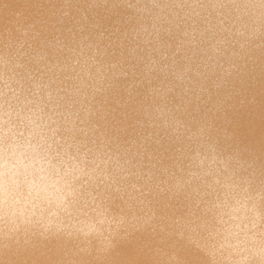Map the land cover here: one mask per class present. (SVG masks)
Masks as SVG:
<instances>
[{
  "label": "clouds",
  "instance_id": "clouds-1",
  "mask_svg": "<svg viewBox=\"0 0 264 264\" xmlns=\"http://www.w3.org/2000/svg\"><path fill=\"white\" fill-rule=\"evenodd\" d=\"M105 5L123 10L111 30L124 28L129 57L146 74L159 71L185 86L215 69L230 45L245 48L264 38V0H91L88 7ZM81 16L87 20L86 13ZM169 38L176 41L175 51ZM91 67L73 55L53 63L23 43L0 52V241L35 230L42 238L64 233L111 246L115 234L106 219L97 218L88 230L64 220L78 203H95L94 197L82 198L89 182L110 186L126 178L119 169L97 173L107 162L88 159L95 151L86 139L94 115L91 94L104 81ZM111 67L114 75H127L124 67ZM233 67L244 73L243 66ZM195 159L201 171L176 186L199 184L190 193L187 243L203 253L205 264H264V209L251 181L239 175L246 171L243 164L233 169L232 157L215 152ZM178 236L185 240L183 232Z\"/></svg>",
  "mask_w": 264,
  "mask_h": 264
},
{
  "label": "rangeland",
  "instance_id": "rangeland-1",
  "mask_svg": "<svg viewBox=\"0 0 264 264\" xmlns=\"http://www.w3.org/2000/svg\"><path fill=\"white\" fill-rule=\"evenodd\" d=\"M42 1L52 6L57 22L49 30L43 27L35 31H22L18 28L14 32L0 29V52L23 43L25 49L31 47L38 53L47 50L52 55L46 56L53 63L62 61L68 55H73V59H80L81 63L88 60L92 65V75L96 78L104 77L103 83L98 85L101 90L91 94L90 103L94 115L90 123L92 130L86 139L89 147H93L95 151L89 154L88 159L107 162L100 163L97 173L107 168L108 172L119 169L118 175H126L125 179L115 183L109 181L110 186L100 184L99 181L96 184L89 182L82 189V198L91 202L95 197V203H90L87 207L78 203L71 215L64 217L66 223L78 225L83 220H94L102 215L109 222L108 227L112 232L124 231L127 220L122 219L118 211L111 210L113 203L129 202L126 215L136 216L139 220L152 215L147 201L156 196H168L174 206L183 209L184 216L191 218L194 198L190 193L199 184L194 182L185 185L182 190H177L176 186L178 182L184 184L190 178V173L201 171L195 159L197 153L200 157L210 158L213 152L224 158L232 157L230 167L233 169L243 164L246 171L239 175L248 177L251 181V191L259 195L260 207L264 209V171L261 167L239 160V154L226 144L229 138L218 132L215 123L206 125L193 120L190 125H184L176 121L178 117L193 115L200 119L203 112L214 114L231 110L234 106L229 105V101L219 104L213 100L225 89L232 94L236 93L234 90L238 83L233 82L234 77L242 76L248 82L255 80L259 62L264 59V38L245 48L230 45L215 69L202 71V75L194 78L193 83L185 86L179 84L172 75L165 76L159 71L146 74L143 64L129 57L123 38L124 28L120 31L111 30L117 17L123 14L122 9L110 10L106 5L89 8L91 0ZM65 10L69 13L67 17L63 16ZM82 12L86 13L87 20L82 19ZM97 25L101 27L98 28ZM66 27L63 36L60 32ZM101 31L104 32L102 38L99 35ZM168 42L171 50L175 51L176 41L169 38ZM68 49H75V54L69 53ZM230 54L232 58L228 59ZM176 59L179 60L180 57L177 56ZM114 64L124 67L127 75H114L117 71L111 67ZM233 66H243L244 73ZM107 93L117 94L120 96L119 101L105 99ZM140 98L141 106L131 112L132 117L139 120H131L132 123L125 131L118 133L115 114L124 112ZM187 101L191 106L187 105ZM108 104L115 106L114 114L110 112ZM212 142L218 147H214ZM150 221L156 222L155 214L150 217ZM181 222L178 217L173 221V226L178 228L182 225ZM152 225L148 223L149 229ZM184 231L190 233L188 229ZM32 233H36L35 230ZM61 235L68 236L64 233ZM88 238L91 243L98 241L93 237Z\"/></svg>",
  "mask_w": 264,
  "mask_h": 264
},
{
  "label": "bare ground",
  "instance_id": "bare-ground-1",
  "mask_svg": "<svg viewBox=\"0 0 264 264\" xmlns=\"http://www.w3.org/2000/svg\"><path fill=\"white\" fill-rule=\"evenodd\" d=\"M56 22L52 6L42 0H0V29L14 32L18 28L22 31H35L43 27L49 30ZM66 29L60 32L63 36ZM40 54L51 53L46 50ZM229 58H232L231 54ZM255 75V80L251 82L245 81L242 76L234 77L233 82L238 83L234 90L236 93L232 94L225 89L213 100L214 103L229 101V105L234 106L231 110L214 114L203 112L201 120L192 115L187 118L178 117L176 121L184 125H190L193 120L206 125L215 123L218 132L229 138L226 144L239 154V160L261 167L264 171V59L260 60ZM105 99L119 101L120 96L107 93ZM141 102L140 98L124 112L115 114L118 133L125 131L132 123L131 120H139L132 117L131 112L139 108ZM107 107L114 114L115 106L108 104ZM212 144L218 147L214 142ZM147 203L152 209V215L156 216V222L150 221L152 215L139 220L136 216H127L129 202L113 203L111 210L118 211V215L127 220V225L126 230L113 232L115 235L111 238L110 247L103 243L97 244L99 241L91 243L90 238L79 235L68 237L61 233L42 238L38 233L29 232L18 234L12 240L0 241V264H205L207 258L203 253L195 249L194 244L190 246L187 243L190 233L184 230L188 229L191 218L184 216L183 209L174 206L168 196H156ZM178 217L182 225L176 228L173 221ZM95 221L83 220L77 226L88 230ZM148 223L153 224L150 227L152 230ZM180 232L184 233L185 240L179 239Z\"/></svg>",
  "mask_w": 264,
  "mask_h": 264
}]
</instances>
